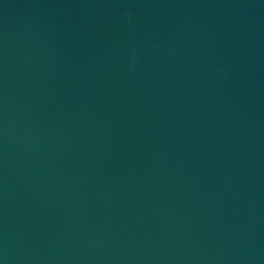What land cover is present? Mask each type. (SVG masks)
<instances>
[{"label":"water","instance_id":"95a60500","mask_svg":"<svg viewBox=\"0 0 264 264\" xmlns=\"http://www.w3.org/2000/svg\"><path fill=\"white\" fill-rule=\"evenodd\" d=\"M0 264H264V0H0Z\"/></svg>","mask_w":264,"mask_h":264}]
</instances>
